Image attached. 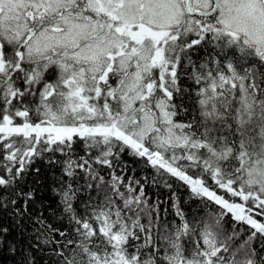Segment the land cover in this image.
Listing matches in <instances>:
<instances>
[{
    "label": "snow or ice",
    "instance_id": "1",
    "mask_svg": "<svg viewBox=\"0 0 264 264\" xmlns=\"http://www.w3.org/2000/svg\"><path fill=\"white\" fill-rule=\"evenodd\" d=\"M0 264H264V0H0Z\"/></svg>",
    "mask_w": 264,
    "mask_h": 264
},
{
    "label": "trees",
    "instance_id": "2",
    "mask_svg": "<svg viewBox=\"0 0 264 264\" xmlns=\"http://www.w3.org/2000/svg\"><path fill=\"white\" fill-rule=\"evenodd\" d=\"M152 191H156L155 189H153ZM150 194H151V192H150Z\"/></svg>",
    "mask_w": 264,
    "mask_h": 264
}]
</instances>
